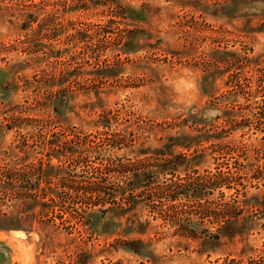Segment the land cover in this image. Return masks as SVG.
<instances>
[{
    "label": "rangeland",
    "instance_id": "1",
    "mask_svg": "<svg viewBox=\"0 0 264 264\" xmlns=\"http://www.w3.org/2000/svg\"><path fill=\"white\" fill-rule=\"evenodd\" d=\"M263 204L261 3L0 0V264L264 260Z\"/></svg>",
    "mask_w": 264,
    "mask_h": 264
},
{
    "label": "trees",
    "instance_id": "2",
    "mask_svg": "<svg viewBox=\"0 0 264 264\" xmlns=\"http://www.w3.org/2000/svg\"><path fill=\"white\" fill-rule=\"evenodd\" d=\"M229 1L232 2L234 0H229ZM240 1H243L244 2L245 0H240ZM257 2L261 3V5L264 4V0H249V3H257ZM234 61H236V57H235V60ZM237 61H238V59H237ZM228 122H230V121H228ZM239 122H241V121H239ZM131 174H134V172H131ZM137 179L134 177V175H132V178L131 179L128 178L126 180V186L124 185V187L122 188V190L119 191L118 193H114L115 195H111L110 194V195L105 196L104 195L105 188H94V189H90V191H85V192H88L89 198H92V199H89L88 200L89 203H86L85 204V207H88L90 209L91 208L98 207V209L96 210V212L99 213V214H103V213L108 212L109 207H112L113 206V203H112V201H110L109 203L108 202H105L103 200L104 197L106 198V200H109V197H111L110 200H114V199L118 198L119 200H122V202L124 201V205L127 206L130 196H136V194L139 192L138 190H141L142 188H144V186L141 185V183L139 181H137ZM226 179H227V177L226 178H222L220 180L218 179L217 182L216 181H212L211 182V185H210L211 187L209 188V190H212V189H215V188H220L222 185H224L223 182ZM207 184H209V183H207ZM191 192H193V191H191ZM257 207L259 208V206H255V208H257ZM232 208H233L232 206H229V208H228L229 211L228 212L233 213L234 210ZM234 208L237 209V207H234ZM261 208H264V204H263V206H261ZM249 209H252V208L249 207ZM236 216H238V215H236ZM0 228L2 230H9V229H15V228L17 229L19 227L18 226H12V225L4 224ZM247 231H250V229H247ZM243 232H245V231L244 230L236 229L235 232L234 233L232 232L231 234L232 235H237V236H242L244 234ZM225 234L228 235L229 233H225ZM231 234H229V235H231ZM126 246H127V248H128L129 251H133L135 253L136 252V248L139 246V243L132 242V243H128V245H126ZM238 262L239 261L233 260L232 263L231 262H228L227 264H235V263H238ZM246 264H264V260L263 259H260V258L254 259V260L252 258H249L247 260Z\"/></svg>",
    "mask_w": 264,
    "mask_h": 264
},
{
    "label": "clouds",
    "instance_id": "3",
    "mask_svg": "<svg viewBox=\"0 0 264 264\" xmlns=\"http://www.w3.org/2000/svg\"><path fill=\"white\" fill-rule=\"evenodd\" d=\"M261 7H264V4H262ZM202 115H203V118L205 120H208V121L214 123L212 118L215 117V116H219L220 112L218 110H215V109H208ZM185 219L190 221V223L188 225L189 227H194L198 222H200V217L197 216V215H192V216H187V217L181 216V217L177 218L178 222L173 224V228L178 227L179 223H183L185 221ZM208 219L210 220V218H208ZM259 223H264V221H259ZM200 227H208V220L203 221L200 224ZM171 230L172 229H168L169 232ZM37 236L41 240L43 239V234L42 233L37 232ZM152 251L155 252V248L154 247H153ZM168 255H171V253H168ZM184 256L187 257L188 259H184V260H182L180 262H169V264H193V261L191 259V254L190 253H185ZM111 259H112V257H110V256H108L106 254V255H104L102 257L94 259V264H110V260ZM146 264H147V261H146Z\"/></svg>",
    "mask_w": 264,
    "mask_h": 264
}]
</instances>
